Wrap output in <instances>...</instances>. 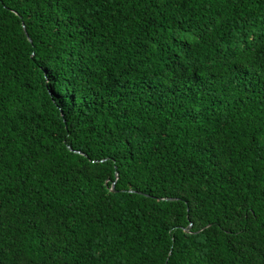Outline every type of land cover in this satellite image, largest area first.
I'll return each instance as SVG.
<instances>
[{
	"label": "trees",
	"instance_id": "16d2710c",
	"mask_svg": "<svg viewBox=\"0 0 264 264\" xmlns=\"http://www.w3.org/2000/svg\"><path fill=\"white\" fill-rule=\"evenodd\" d=\"M0 264H264V0H0Z\"/></svg>",
	"mask_w": 264,
	"mask_h": 264
},
{
	"label": "water",
	"instance_id": "95a60500",
	"mask_svg": "<svg viewBox=\"0 0 264 264\" xmlns=\"http://www.w3.org/2000/svg\"><path fill=\"white\" fill-rule=\"evenodd\" d=\"M24 28H25V31H26V27L24 26ZM115 184V183H114ZM113 190H115V188L113 187Z\"/></svg>",
	"mask_w": 264,
	"mask_h": 264
}]
</instances>
